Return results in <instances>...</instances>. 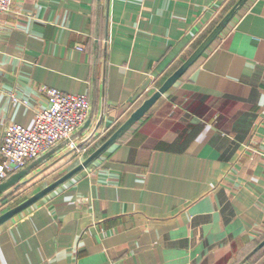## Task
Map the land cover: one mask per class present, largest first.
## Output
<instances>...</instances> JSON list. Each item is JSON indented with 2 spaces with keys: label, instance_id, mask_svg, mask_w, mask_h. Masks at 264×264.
Segmentation results:
<instances>
[{
  "label": "crops",
  "instance_id": "crops-1",
  "mask_svg": "<svg viewBox=\"0 0 264 264\" xmlns=\"http://www.w3.org/2000/svg\"><path fill=\"white\" fill-rule=\"evenodd\" d=\"M239 2L13 0L0 148L7 125L30 129L46 108L42 86L90 109L72 137L86 151L61 142L30 162L0 215L99 149ZM0 264H264V0L240 4L136 124L0 225Z\"/></svg>",
  "mask_w": 264,
  "mask_h": 264
},
{
  "label": "built area",
  "instance_id": "built-area-1",
  "mask_svg": "<svg viewBox=\"0 0 264 264\" xmlns=\"http://www.w3.org/2000/svg\"><path fill=\"white\" fill-rule=\"evenodd\" d=\"M12 1L0 0V14L10 10ZM39 92L45 95L47 106L36 112L32 128L9 124L4 130L0 148V182L61 142H67L72 152L86 151V146H80L72 137L87 119L90 109L87 95L67 94L47 86H42Z\"/></svg>",
  "mask_w": 264,
  "mask_h": 264
},
{
  "label": "water",
  "instance_id": "water-1",
  "mask_svg": "<svg viewBox=\"0 0 264 264\" xmlns=\"http://www.w3.org/2000/svg\"><path fill=\"white\" fill-rule=\"evenodd\" d=\"M245 0L240 2L217 24V26L211 31V33L201 42L191 56L180 66L165 82L155 91L148 99H146L130 116L129 118L110 136V138L95 152H93L82 164L71 170L69 173L61 177L59 180L48 185L32 197L28 198L18 206L11 208L0 215V225L10 220L23 210L35 204L37 201L45 197L48 193L53 191L59 185L70 179L82 168L88 166L93 160L99 157L109 146H111L120 136H122L128 129L136 124L145 113L156 103V101L164 94L185 72L186 70L209 48L212 42L222 32L224 27L232 19L237 7ZM29 170H21L20 172L13 174L7 180L0 184V193L12 188L11 193L19 190L26 182L18 184L27 174ZM10 196V195H9Z\"/></svg>",
  "mask_w": 264,
  "mask_h": 264
},
{
  "label": "rangeland",
  "instance_id": "rangeland-1",
  "mask_svg": "<svg viewBox=\"0 0 264 264\" xmlns=\"http://www.w3.org/2000/svg\"><path fill=\"white\" fill-rule=\"evenodd\" d=\"M7 199V198H6Z\"/></svg>",
  "mask_w": 264,
  "mask_h": 264
}]
</instances>
